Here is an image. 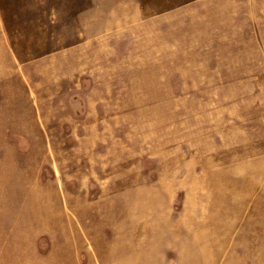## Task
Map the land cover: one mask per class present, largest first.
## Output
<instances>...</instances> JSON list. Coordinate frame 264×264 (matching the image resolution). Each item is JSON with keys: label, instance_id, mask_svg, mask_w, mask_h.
<instances>
[{"label": "rangeland", "instance_id": "rangeland-1", "mask_svg": "<svg viewBox=\"0 0 264 264\" xmlns=\"http://www.w3.org/2000/svg\"><path fill=\"white\" fill-rule=\"evenodd\" d=\"M0 264H264V0H0Z\"/></svg>", "mask_w": 264, "mask_h": 264}]
</instances>
